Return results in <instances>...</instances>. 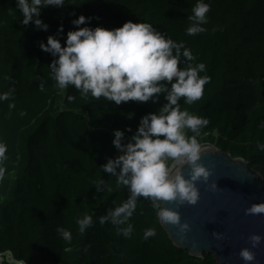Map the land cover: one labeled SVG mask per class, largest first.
<instances>
[{
  "label": "trees",
  "instance_id": "trees-1",
  "mask_svg": "<svg viewBox=\"0 0 264 264\" xmlns=\"http://www.w3.org/2000/svg\"><path fill=\"white\" fill-rule=\"evenodd\" d=\"M205 2L211 5L203 25L207 31L188 35L197 0H65L63 8L41 10L47 31L32 22L23 25L16 0H0V93L15 89L11 101L0 102V138L8 145L0 181L2 264H218L213 254L196 257L174 245L143 196L129 221L130 238L110 221L99 222L130 195L103 170L109 158L122 154L112 143L114 130L124 131V143L129 142L141 118L168 103L165 95L156 102L116 105L90 94L83 98L74 85L61 90L49 68L56 58L39 46L50 35L66 46L67 33L77 30L72 21L81 15L92 18L81 28L113 30L128 21L147 22L183 42L195 57L191 63H205L200 75L211 77L200 100L180 101L210 121L199 142L245 159L264 179V150L258 147L264 143V0ZM101 180L105 191L96 188ZM85 213L93 224L81 234L77 220ZM58 227L70 230L72 239H63ZM147 228H155L156 235L145 240ZM9 254L14 263L7 261Z\"/></svg>",
  "mask_w": 264,
  "mask_h": 264
},
{
  "label": "clouds",
  "instance_id": "clouds-1",
  "mask_svg": "<svg viewBox=\"0 0 264 264\" xmlns=\"http://www.w3.org/2000/svg\"><path fill=\"white\" fill-rule=\"evenodd\" d=\"M16 4L22 12L23 25L32 22L37 30L47 31L49 25L39 18L41 10L63 8L65 0H16ZM210 10V3L197 0L192 8L193 14L188 17L191 21L186 29L188 35L207 31L203 25L208 23ZM91 19L81 15L72 21L77 30L67 33L66 46L51 35L47 43H40L41 50L56 58L49 67L56 86L64 90L68 85H74L83 98L90 94L97 99L104 97L116 105L128 101L156 102L159 94H164L168 101L157 112L141 118L138 130L129 142L124 143V131L114 130L112 143L122 154L115 159L109 158L103 170L116 176L117 184L126 186L130 195L122 204L99 217V222L104 224L110 221L117 226L118 233L130 238L134 226L129 221L136 212L139 198L143 196L151 202L161 223L178 226L179 232L186 234L190 231V225L182 224L180 213L166 207L165 202H175L177 209L185 203L197 204L200 199L197 182H208L212 176L211 170L200 162L202 145L198 140L205 134L202 129L210 121L182 108L180 103L181 98L187 105L202 98L205 85L211 82L209 75H200L205 72L206 65L203 62L191 63L195 60L191 49L183 42L167 37L150 23L128 21L113 30L79 27ZM58 33H63L62 25ZM182 62L183 67L180 66ZM40 90H44V82H41ZM14 93V88L0 93V102L11 101ZM74 99V96H68L69 101ZM15 106V103L8 104L9 109ZM20 115L26 113L21 112ZM260 126L264 127V122ZM127 131L131 132L132 129L128 128ZM189 131L192 135L188 134ZM258 147L264 150V143H258ZM7 152L8 145L0 138V181L7 171L4 166L8 159ZM185 165L191 167L190 179L183 174ZM96 188L105 191V182L99 181ZM211 189H218L216 182L211 184ZM107 190L111 191V187L108 186ZM246 212L249 215L264 214V202L253 204ZM77 224L79 232L83 234L92 226L93 216L85 213ZM57 232L67 241L72 239L70 230L58 227ZM143 235L147 240L156 235V229L147 228ZM213 235L218 239L223 238L218 232ZM249 239L253 247L264 242V236L258 234ZM9 257V262L14 263L11 254L7 256V261ZM240 257L246 262L256 259L248 248L240 251Z\"/></svg>",
  "mask_w": 264,
  "mask_h": 264
},
{
  "label": "water",
  "instance_id": "water-1",
  "mask_svg": "<svg viewBox=\"0 0 264 264\" xmlns=\"http://www.w3.org/2000/svg\"><path fill=\"white\" fill-rule=\"evenodd\" d=\"M201 145L200 162L211 170L212 176L208 182H197L199 201L195 205L185 203L178 209L175 202H165L166 207L180 213L181 223L189 224L190 231L181 234L178 226L161 223L162 227L174 245L189 250L193 256L203 257L207 252L214 255L218 264H264V242L253 247L249 239L254 234L264 236V214L246 212L253 204L264 202L262 175L243 158H235L210 143ZM182 171L190 179L191 167L185 165ZM214 182L216 190L211 189ZM217 232L223 235L222 239L213 235ZM244 248L255 254V261L246 262L240 257Z\"/></svg>",
  "mask_w": 264,
  "mask_h": 264
}]
</instances>
